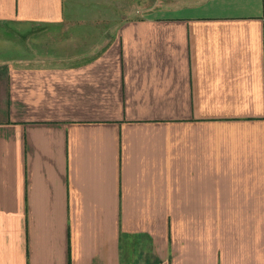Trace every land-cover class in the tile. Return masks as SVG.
<instances>
[{"label":"crops","instance_id":"obj_1","mask_svg":"<svg viewBox=\"0 0 264 264\" xmlns=\"http://www.w3.org/2000/svg\"><path fill=\"white\" fill-rule=\"evenodd\" d=\"M80 4L0 0V264H264V0Z\"/></svg>","mask_w":264,"mask_h":264},{"label":"rangeland","instance_id":"obj_2","mask_svg":"<svg viewBox=\"0 0 264 264\" xmlns=\"http://www.w3.org/2000/svg\"><path fill=\"white\" fill-rule=\"evenodd\" d=\"M82 4L78 5L75 11H78L80 15L90 16L93 18H99L104 15L125 14L132 7L134 0H81ZM84 25L85 24H81ZM28 26H20L15 24L0 23V61L9 60L14 57H25L28 51H31L30 44L28 43ZM87 29L86 27H77L76 30ZM61 30L47 28H34L32 34L39 35L38 38L33 41V49H39L43 43H50L46 38L41 36L59 34ZM74 28H70L62 32L64 39L72 36ZM47 37V36H46ZM53 39L47 37V39Z\"/></svg>","mask_w":264,"mask_h":264}]
</instances>
